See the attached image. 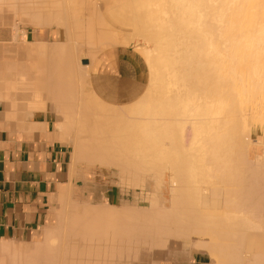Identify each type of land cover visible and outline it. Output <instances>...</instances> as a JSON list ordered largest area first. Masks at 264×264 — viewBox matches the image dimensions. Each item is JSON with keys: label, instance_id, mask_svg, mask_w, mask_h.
<instances>
[{"label": "bare ground", "instance_id": "6f19581e", "mask_svg": "<svg viewBox=\"0 0 264 264\" xmlns=\"http://www.w3.org/2000/svg\"><path fill=\"white\" fill-rule=\"evenodd\" d=\"M5 1L36 33L54 34L19 53L35 61L28 71L0 59V102L15 110L26 91L30 111L18 109L22 118L52 109L54 138L71 150L68 181L50 197L55 223L20 248L1 240L0 264H171L183 249L207 252L206 264H264V138L256 134L264 124V0H133L127 32L99 8L85 18V0ZM20 36L15 29L13 40H25ZM133 37L143 40L136 50L147 67L145 97L106 102L90 86L95 50L81 42L103 49L130 45ZM85 55L88 64H81ZM26 72L39 82L11 98L12 80L32 78ZM186 85L191 90L180 92ZM7 111L10 119L18 113ZM17 121L10 123L37 126ZM102 166L114 168L123 188L141 185V193L150 178L147 205L73 198L74 179Z\"/></svg>", "mask_w": 264, "mask_h": 264}, {"label": "crops", "instance_id": "0c3cea01", "mask_svg": "<svg viewBox=\"0 0 264 264\" xmlns=\"http://www.w3.org/2000/svg\"><path fill=\"white\" fill-rule=\"evenodd\" d=\"M2 1L0 5L3 7L0 6V12L6 10L13 15V21L10 23L13 36L12 23L17 19L12 9L7 7L8 2L4 0L3 5ZM19 27L24 30L23 27L29 26L20 21ZM38 32L30 40L40 39L41 34ZM1 36L5 39L11 38V29L0 27ZM8 54L11 55V51ZM97 64L102 67L91 72L89 81L94 92L104 101L124 104L136 99L143 92L146 82L142 76L143 61L138 54L126 49L118 52L112 50L110 55L108 53L100 55ZM25 93L27 94L26 91L19 92L20 102L18 99H12L16 101H14L15 110L18 112L16 114L13 113L15 110L11 108L9 101L6 104L0 102L2 124L0 126V242L7 240L15 247L30 244L42 226L53 223L55 213L51 208L57 206V203L51 201L50 197L57 192L58 184L68 181L71 150L68 144L54 138L57 115L52 109L33 110V115L30 113L27 116L30 110ZM8 106L15 115L14 119H10L4 112L7 111ZM18 109L27 114L26 117L22 118L23 114ZM8 119L11 123L12 120L14 122L18 119L37 126L31 125L33 129L29 131L27 123H24L27 128H23L19 125L24 124L17 121L20 124L15 125L14 122L15 124L12 125ZM256 134L264 138V124L257 129ZM94 169L95 167L93 173H88L84 178L74 179L76 190L72 191L71 196L91 202H98L102 196H105L109 202L106 196L107 186L113 176L108 174V168L105 166ZM160 257L163 260L168 259L164 253L160 254ZM169 261L171 264H206L210 261V256L204 251L183 249L173 255Z\"/></svg>", "mask_w": 264, "mask_h": 264}, {"label": "rangeland", "instance_id": "374dc122", "mask_svg": "<svg viewBox=\"0 0 264 264\" xmlns=\"http://www.w3.org/2000/svg\"><path fill=\"white\" fill-rule=\"evenodd\" d=\"M85 1L87 2L86 5L83 8V16L85 18H90V17H94L95 18V17H97L96 8H99V9H101L100 11H102L105 14H106V12H110V14L113 15L114 24L119 29H121L123 32H127L125 29H127L130 26H132L133 23H134V20H135V12H134V10H135L136 4L134 3L133 0H113L112 3H110V2L106 3V4H104V6L98 5V4H94V2H92L91 0H85ZM100 2H102V1L100 0ZM11 5H13L12 7L14 8L15 4H11ZM8 6L10 7V5H8ZM12 11H13L14 15L16 16V19H17V20H15L12 23V25L14 23H17L16 27H15L16 31L19 34H21V36H20L21 38L24 39L23 36H25V35H26L27 38L25 37V40L22 39L23 41H14L13 40V36L15 37V29H14V32H13L14 35L12 36V28L10 26V23L13 21V15H12V13L10 11H6V10L1 11L0 12V27H2V28L3 27L4 28H10L11 29V38L5 39L2 36L0 37V59L3 58V57H8L11 60H16L19 63L20 62L21 63H25V64H27L26 71H28L29 66L30 65L34 66L36 63L31 57L28 58L26 56H21V55H19V53H21V52L27 53V51L33 50V48H34V40H30V39H32L35 36L36 27L33 26L32 21L29 19V17L27 15H25L23 13H15L14 9ZM9 17H10V19H8ZM20 21L21 22H25L29 27H23L24 30H21L20 27H19V22ZM96 23L97 22L94 21V28L98 29V27H96L97 26ZM20 26L22 28V25H20ZM33 28H35V29H33ZM97 29L95 30V32L98 31ZM33 30H34V33H33ZM53 30L55 31V28H53ZM50 32L51 31H49V30H44L42 33H40L41 34V38L42 39L47 38V39L50 40L52 38V34H54L53 32H51V33ZM120 32L121 31H119V33ZM131 41H132V43L130 45H127V46H124V44H120V45H117V46L113 47V45H111V44L108 45L107 44L108 47L106 45V47H103V49L100 48V47L102 45H105V44L100 45L99 43L97 44V42H95L96 45H95V43L91 44L94 48H92V46L90 47V45L88 46V48H86L87 47L86 44L81 42L82 44L85 45V47L80 43V46L77 45L76 49H77L78 55L84 54L85 50H87V49H89V52L92 51V50L93 51L95 50L94 51L95 53L97 52L96 55H94V52L89 53L90 55L93 54L92 56L94 57V60H92L93 62H92V66H91L90 72L101 68L102 65L97 64V58L100 55H103V54H106V53H108V55H110L112 50H114L115 52H118L120 50L126 49L129 52L138 54L139 57H140V60L143 61L142 76H143L144 82L147 83V67H146V64H145L141 54L136 50V48L140 47L143 44V40L141 38H138V37H133ZM180 41L181 40L178 39V41H176L175 43L179 44ZM94 45L96 46V48H95ZM99 45H100V47H99ZM83 47H84L85 50L83 49ZM98 47L100 48V50H98L99 49ZM90 48H92V49H90ZM96 49L98 51H96ZM79 50H80V52H79ZM10 51H11V55L8 54ZM88 59H89L88 56L87 57H86V55L82 56V58L80 59V63L81 64H88ZM30 62H32L33 64L30 63ZM28 64H29V66H28ZM38 65H39V63H38ZM30 69H32V68L30 67L29 70ZM34 69L35 68L33 67V71H34ZM33 71H31V72L34 74L35 71L34 72ZM32 73H30L31 75L29 74V72L27 73L29 75V77H32V78H28V77H26L27 75H24L25 76V78H24L25 82L23 84L20 83V81H19L20 79L18 80V78H16L18 76H16L14 74V76H16L15 78L17 80H12V82L14 81V83L11 85L12 89H10V95H11L10 97L11 98H13L15 96V94H16L15 91L17 89H21V87H26L27 89H29V88H33V87L36 86V83L39 82V79H35V78L38 75L35 74V75L32 76ZM14 76H11L10 78L12 79V77H14ZM191 88L192 87L190 85H186V87H185L186 90H182L183 88L181 87L182 91H180V92H183V91L186 92L187 90H191ZM144 91H145V88H144L143 92L141 93L142 95H143ZM139 96L136 99L140 100L141 98H139ZM144 97H145V95L142 97V99ZM136 99H134V100H132L131 102H128V103L135 102ZM142 99L140 101H142ZM124 104H126V103H124ZM121 105H123V104H121ZM184 135H185L184 136V138H185L184 140H185V144H186L187 143V137H186L185 133H184ZM187 135H188V133H187ZM107 168H108V174H111L113 176L112 181L110 183H108L107 193H106V196L108 197V200H109L110 203L115 204V203H119L120 201H128V202H134L136 205H140V206H146L147 205V200H146L147 198L145 197L146 198L145 199V198H143V196L144 195L146 196V193H148L149 190L153 189L152 180L150 178L147 179V182H145V181L143 182V183H145V184L147 183V184L143 185L145 187H143L144 191L142 190V192L143 193L145 191H147V192L144 193V195H142L143 193H141V189L139 188L141 185H139L137 188H134V189L123 188V187H121L118 178L113 174V173H115L114 172L115 171L114 168L113 167H107ZM163 192H164L163 196L167 199L169 197V193H168L167 187H165L163 189ZM55 218H56V215L54 217V220H53L52 224L55 223ZM17 248H20V246L17 247Z\"/></svg>", "mask_w": 264, "mask_h": 264}]
</instances>
